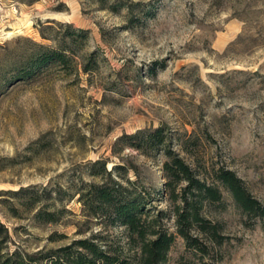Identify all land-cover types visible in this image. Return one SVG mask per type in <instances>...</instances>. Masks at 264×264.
<instances>
[{
  "label": "rangeland",
  "instance_id": "obj_1",
  "mask_svg": "<svg viewBox=\"0 0 264 264\" xmlns=\"http://www.w3.org/2000/svg\"><path fill=\"white\" fill-rule=\"evenodd\" d=\"M68 26L90 35L80 63L20 79L33 44L57 47ZM93 51L98 65L87 73ZM161 126L200 177L211 182L213 169L228 168L264 204V0H0V220L10 250L34 254L99 231L127 242L119 225L90 221L74 196L101 160L109 170L126 165L131 180L136 166L153 213L169 212L163 224L175 241L163 264H264V221L225 190L207 215L222 244L203 237L201 251L178 234L175 185L156 196L167 181L162 151L144 156L120 141ZM32 186L39 208L60 211L57 222L39 223L30 195L12 194Z\"/></svg>",
  "mask_w": 264,
  "mask_h": 264
},
{
  "label": "trees",
  "instance_id": "obj_2",
  "mask_svg": "<svg viewBox=\"0 0 264 264\" xmlns=\"http://www.w3.org/2000/svg\"><path fill=\"white\" fill-rule=\"evenodd\" d=\"M50 28L46 26L41 32L42 35L45 36L46 30ZM55 40L60 41L57 47L33 44L25 59L29 70L20 72V79L49 65L61 69L73 67L74 64L77 66L80 62L76 53L87 48L90 35L86 30L68 26L67 31L58 34ZM85 56L88 60L82 62V68L89 73L97 67L98 55L93 51ZM82 60L85 61L83 58ZM173 140L172 133L165 126L155 130H140L120 138L121 142H126L144 156L162 151V171L167 181L159 193L156 191V196L170 191L172 184L175 185L171 189L173 198L170 214L176 222L180 236L201 251L203 243L200 242L204 238L222 244L219 223H215L207 215L209 207L224 203L223 190L230 194L235 206L244 215L264 221V204L249 192L244 181L235 172L228 168H215L212 181L208 182L205 176L200 177L192 165L173 149ZM89 167V173L94 180L85 181L81 178L80 185L74 190V196L78 197L84 215L90 221L105 227L119 225L126 233L127 242L113 243L103 231H99L56 249H44L29 254L19 248L10 250L9 230L0 220V264H163L166 261L175 241V235L163 224L169 212L160 210L153 213L155 196L147 190L138 168L134 167L137 178L131 180L126 165H117L109 170L107 164L99 160ZM182 183H186V186L177 192L176 187ZM12 194L30 195L28 205L31 210H37L35 219L39 223L58 221L60 211L52 212L45 207H38L42 195L37 187L32 186ZM43 195L48 198L51 190L45 189ZM195 229L198 234L192 236Z\"/></svg>",
  "mask_w": 264,
  "mask_h": 264
},
{
  "label": "bare ground",
  "instance_id": "obj_3",
  "mask_svg": "<svg viewBox=\"0 0 264 264\" xmlns=\"http://www.w3.org/2000/svg\"><path fill=\"white\" fill-rule=\"evenodd\" d=\"M12 33H9V35H11Z\"/></svg>",
  "mask_w": 264,
  "mask_h": 264
}]
</instances>
